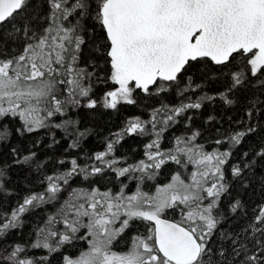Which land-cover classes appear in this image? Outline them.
I'll return each instance as SVG.
<instances>
[{"label": "snow or ice", "instance_id": "1", "mask_svg": "<svg viewBox=\"0 0 264 264\" xmlns=\"http://www.w3.org/2000/svg\"><path fill=\"white\" fill-rule=\"evenodd\" d=\"M0 264H264V0H0Z\"/></svg>", "mask_w": 264, "mask_h": 264}]
</instances>
